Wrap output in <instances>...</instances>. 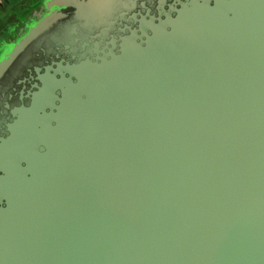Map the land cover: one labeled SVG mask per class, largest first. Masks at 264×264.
I'll return each instance as SVG.
<instances>
[{
	"label": "water",
	"instance_id": "95a60500",
	"mask_svg": "<svg viewBox=\"0 0 264 264\" xmlns=\"http://www.w3.org/2000/svg\"><path fill=\"white\" fill-rule=\"evenodd\" d=\"M154 22L11 111L0 264H264V0Z\"/></svg>",
	"mask_w": 264,
	"mask_h": 264
},
{
	"label": "flooded vegetation",
	"instance_id": "af4514ba",
	"mask_svg": "<svg viewBox=\"0 0 264 264\" xmlns=\"http://www.w3.org/2000/svg\"><path fill=\"white\" fill-rule=\"evenodd\" d=\"M174 0H30L9 26L8 37L0 41V50L9 53L0 67V137L6 135L11 111L28 105V92L38 84L37 76L45 67L56 69L89 59L95 61L109 51L118 54L121 40L133 35L138 27L154 25V19L166 13ZM49 20L41 29L39 27ZM34 35L18 48L20 38ZM48 25V27L46 26ZM39 29V30H38ZM1 54V51H0ZM52 74V72H49ZM67 76V75H66Z\"/></svg>",
	"mask_w": 264,
	"mask_h": 264
},
{
	"label": "rangeland",
	"instance_id": "374dc122",
	"mask_svg": "<svg viewBox=\"0 0 264 264\" xmlns=\"http://www.w3.org/2000/svg\"><path fill=\"white\" fill-rule=\"evenodd\" d=\"M1 2V1H0ZM30 0H10L6 1L3 8L0 7V41L5 40L8 37L9 26L12 23L15 16H24L25 4Z\"/></svg>",
	"mask_w": 264,
	"mask_h": 264
},
{
	"label": "crops",
	"instance_id": "0c3cea01",
	"mask_svg": "<svg viewBox=\"0 0 264 264\" xmlns=\"http://www.w3.org/2000/svg\"><path fill=\"white\" fill-rule=\"evenodd\" d=\"M0 1H1L0 2V7L3 8L5 3H6V1L9 2L10 0H0Z\"/></svg>",
	"mask_w": 264,
	"mask_h": 264
}]
</instances>
